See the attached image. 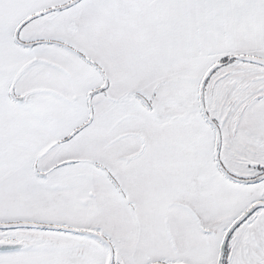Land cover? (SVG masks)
<instances>
[{
	"label": "snow or ice",
	"instance_id": "obj_1",
	"mask_svg": "<svg viewBox=\"0 0 264 264\" xmlns=\"http://www.w3.org/2000/svg\"><path fill=\"white\" fill-rule=\"evenodd\" d=\"M0 264H264V0H0Z\"/></svg>",
	"mask_w": 264,
	"mask_h": 264
}]
</instances>
